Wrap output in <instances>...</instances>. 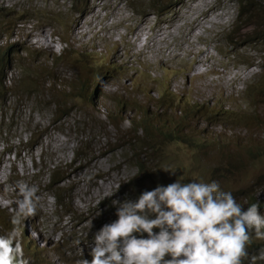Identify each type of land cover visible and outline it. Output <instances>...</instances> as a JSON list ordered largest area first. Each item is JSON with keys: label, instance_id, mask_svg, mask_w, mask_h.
<instances>
[{"label": "rangeland", "instance_id": "1", "mask_svg": "<svg viewBox=\"0 0 264 264\" xmlns=\"http://www.w3.org/2000/svg\"><path fill=\"white\" fill-rule=\"evenodd\" d=\"M156 2L161 8L153 7ZM239 5V0H0L6 9L0 30L11 31L1 46L8 90L0 98V213L8 218L0 231L9 232L7 221L19 198L12 186L23 180L38 186L41 196L37 215L23 226L38 234L39 256L46 242L45 248L59 247L67 264L89 256L94 234L117 219L113 201L135 197L128 188L137 172L131 149L136 155L146 149L130 141L142 120L170 131L162 136L171 139L160 140L156 132L152 145L159 151L146 166L149 178L137 186L142 192L178 178L217 181L243 208L263 198L264 127L257 124L264 122V103L257 90L264 81V27L249 34L253 24L241 23ZM187 8L185 17L195 19L182 24ZM79 24L83 28L76 30ZM82 29L90 34L76 38ZM196 70L214 73L200 79ZM228 117L243 121L234 124ZM51 175L58 205L47 190ZM77 239L80 246L73 244Z\"/></svg>", "mask_w": 264, "mask_h": 264}, {"label": "clouds", "instance_id": "2", "mask_svg": "<svg viewBox=\"0 0 264 264\" xmlns=\"http://www.w3.org/2000/svg\"><path fill=\"white\" fill-rule=\"evenodd\" d=\"M160 6L158 3L156 8ZM241 19V23L253 24L249 34L260 29L250 18ZM251 36L256 44V36ZM257 93L264 94V81ZM169 97L164 96L162 103L167 104ZM178 112L182 117L187 114L184 110ZM163 172L176 174L170 169ZM51 176L47 190L58 205L59 197L53 193L57 183ZM12 190L19 198L7 221L9 232L5 234L4 228L0 231V264H67L68 258L59 247L49 244L45 248L47 242L44 254L39 256L35 248H39L38 234L23 227L41 206L38 186L18 180ZM263 204L264 197L249 201L243 208L217 181L182 182L177 178L167 185L158 183L152 190L141 192L136 200L126 194L123 202L113 201L117 219L94 234L88 244L89 256L85 258L83 253L76 264H264ZM7 218L0 213V224ZM145 234L147 238H143ZM73 244L80 246L81 241L77 239Z\"/></svg>", "mask_w": 264, "mask_h": 264}, {"label": "trees", "instance_id": "3", "mask_svg": "<svg viewBox=\"0 0 264 264\" xmlns=\"http://www.w3.org/2000/svg\"><path fill=\"white\" fill-rule=\"evenodd\" d=\"M158 2L153 3V6H156L158 4ZM239 3H240L241 12L244 14V16L253 20V22L256 24V26L259 27L260 29L263 28L264 27V2H263V0H260V2L257 5H254V4L251 5L252 0H239ZM85 6H87V4H85ZM159 8H161V7H159ZM4 11H6V9L3 7H0V17L2 16V14H5ZM76 12L77 13L83 12V8L81 10L77 9ZM10 32L11 31H8V30H2V29L0 30V98L8 90V87L6 84L7 83L6 82V76H5V70L7 69L6 65L8 64V59L2 53V51H1L2 47L1 46H2L3 40H5L9 36ZM9 49H10V47L8 48V51H9ZM30 86L33 87V89H34L33 84H30ZM260 97L263 98V103H264V94H262ZM186 115L187 114H184V117H186ZM231 116H235V115L231 114ZM229 119H230V121H233L234 124H237V123H240L241 121H243V119L239 118V117H237V118L230 117ZM140 124L141 125L137 126V129L134 131V136H133L132 140L130 141L131 144H135L139 148L146 149L144 151H141V153H139L137 155L135 154L136 148L131 149V151H132V164L134 165V167L137 170L134 178L131 180V184L128 187L131 189L132 193L135 195V197H132V198H134L133 200H136L138 198V196L140 195V193L142 192L140 190V188L137 187V186L141 185L142 178H145V179L149 178V175L145 169L149 163V160L152 157V154H156V152L159 151L158 148H156V147H154V145H152V143L157 142V139L159 138L155 132H158L159 134H161V136L165 133V132L160 133L151 124L144 122V120H142L140 122ZM247 125L248 124H243L241 127L244 128ZM257 125H259V126L261 125L262 127H264V122H261V123L259 122ZM132 129H133V127L130 129V131ZM171 131H174V130L171 129ZM168 132H170V131H168ZM138 133H141L142 137H138L137 136ZM176 136H180V135H176ZM177 139L178 138H175V140H177ZM160 140H164L165 142L171 141L170 138L167 139V136L166 137L162 136L160 138ZM255 154L256 155L259 154V149L256 150ZM238 162H240V161H238ZM259 179H260L262 186H264V175H263V173L259 176ZM252 203H254V202H252ZM263 207H264V204H263ZM154 231L158 232L159 229H154ZM137 236L139 237L138 234H137Z\"/></svg>", "mask_w": 264, "mask_h": 264}, {"label": "bare ground", "instance_id": "4", "mask_svg": "<svg viewBox=\"0 0 264 264\" xmlns=\"http://www.w3.org/2000/svg\"><path fill=\"white\" fill-rule=\"evenodd\" d=\"M206 4H207V3H206ZM194 7H195V6H194ZM193 9H194V8H193ZM196 10H197V9H196ZM188 11H189V10H188V8H187L186 12H185V13L183 14V16H182V17H184V18L182 19V21H181L182 24H184V23H186V22L190 23L193 19H195V17H194V18H192V17H185V16L188 14ZM192 12H193V11H192ZM96 14H97V12L94 11V14H93V15L95 16ZM124 15H125V14H124ZM121 18H122V17H121ZM210 18H211V17H210ZM210 18H209V19H210ZM220 18H221V17H220ZM112 19H113V18H112ZM186 19H187V20H186ZM211 19L214 21V19H218V18H217V17H214V19H213V18H211ZM212 20H211V22H212ZM205 23H206V22H205ZM215 23H216V24H220V22H218V20H216ZM144 24H145V25H144L143 27L147 26V25H148V22H147V23H144ZM201 25H202V24H201ZM204 25H205V24H204ZM210 25H211V24H210ZM206 26H209V25H206ZM212 27H213V26H212ZM80 28H83V27L79 24V25L77 26V29H76V30H81ZM93 28L95 29V26H93ZM93 28H92V29H93ZM178 28H179V27H177L176 29H178ZM203 28H204V27H203ZM213 28H214V27H213ZM94 29H93V30H94ZM84 30H87V31L84 32ZM84 30L82 29V31H81L83 34H81V35L74 34V36H76V38H81V37H82V38H83V37L85 38L86 35L90 32V30H89V31H88V29H84ZM95 31H96V30H95ZM98 32H100V31H98ZM98 32H97V33H98ZM198 32H200V31H197V34H196L197 37L201 36V34H202V33L200 34V33H198ZM89 34H90V33H89ZM135 37H136V36H135V34H134V36H133V41H134ZM136 41H137V40H136ZM136 41H135V42H136ZM45 42H46V41H45ZM135 42H133V43H135ZM142 45H143V41H142V43H141L140 46H139V50H142V48H144ZM145 45H146V44H144V46H145ZM199 60H201V59H199ZM196 64H197V63H196ZM196 64H195V65H196ZM196 66H197V67H202V65H198V64H197ZM206 67H207V66H206ZM203 68H204V67H203ZM196 69H198V68H196ZM205 69H206V68H205ZM198 70H199V69H198ZM198 70H196V71L194 72V76H195V77H200V79H205V77L210 76V75L212 76V74L214 73V71H211L207 76H205V74H203V73H200V74L198 75V72H199ZM203 71H204V70H203ZM208 72H209V71H208ZM215 72H217V71H215ZM206 74H207V73H206ZM228 82H229V81H227V83H228ZM224 83H225V82H222L221 84L224 85ZM227 83H226V84H227ZM50 242H51V241H50Z\"/></svg>", "mask_w": 264, "mask_h": 264}]
</instances>
